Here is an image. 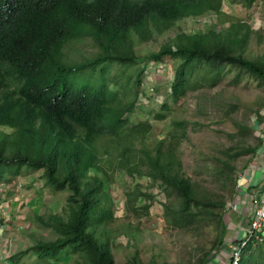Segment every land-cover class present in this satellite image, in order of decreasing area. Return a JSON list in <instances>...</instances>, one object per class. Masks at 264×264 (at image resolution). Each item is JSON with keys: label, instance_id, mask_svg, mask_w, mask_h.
<instances>
[{"label": "trees", "instance_id": "1", "mask_svg": "<svg viewBox=\"0 0 264 264\" xmlns=\"http://www.w3.org/2000/svg\"><path fill=\"white\" fill-rule=\"evenodd\" d=\"M221 3L0 0V181L40 170L45 186L67 191L63 214L40 218L54 238L10 254L7 264H17L27 254L38 264H55L63 254L74 255L73 264H113L103 227L113 220L115 203L94 145L102 136L107 154L120 150L118 167L128 174H142L138 168L145 167L144 175L176 198V207L164 210L171 226L214 231L212 246L190 264L208 263L224 236L225 215L221 209L212 210L221 208V201L196 197L192 182L178 171V156L177 171L173 169L188 121H172L171 129L151 148L135 150L128 141H144L149 132L145 120L130 123L143 94L146 66L134 46L182 18L217 12ZM249 29L244 21H232L218 30L213 24L196 32L177 31L144 60L173 62L165 95L173 102L188 90L211 88L226 78L228 84L245 80L262 86L264 63L242 53ZM83 41L90 43L92 53L75 52ZM159 107L166 109V102ZM163 117L160 111L153 113L155 120ZM237 127L240 136L250 135L247 126ZM259 144L246 145L230 157L253 155ZM220 164L216 174L234 186L232 167L225 161ZM136 197L133 193L125 199L132 211ZM236 264H264V239L248 241Z\"/></svg>", "mask_w": 264, "mask_h": 264}, {"label": "rangeland", "instance_id": "2", "mask_svg": "<svg viewBox=\"0 0 264 264\" xmlns=\"http://www.w3.org/2000/svg\"><path fill=\"white\" fill-rule=\"evenodd\" d=\"M244 21L249 25L243 56L264 63V0H222L217 12H207L198 16H188L176 21L167 30L153 34L152 38L137 43L135 53L146 63L143 76V94L138 97L130 123L146 121L149 132L144 141H133L132 148H151L171 129V122L187 120L185 137L176 147L173 169L192 182L194 194L198 199L212 202L221 201L220 209L227 214L232 208L231 189L236 187V179L248 165L253 155L245 154L231 158L230 155L246 145L253 146L258 137L254 135L253 125L258 113L264 110V85L242 80L233 85L227 78L211 88L188 90L173 102L168 93L173 62L164 59L160 62L144 60L145 56L172 37L177 31L196 32L215 24V29L227 27L230 22ZM76 46V45H75ZM74 46V47H75ZM73 50V49H72ZM83 55L93 52L88 41L78 44L77 50ZM166 102V109L159 107ZM160 111L164 117L153 119V113ZM249 128L250 135L242 137L237 133V125ZM107 142L105 138L97 140ZM96 142L100 164L106 174V182L114 200V218L103 227L113 264H190L212 246L214 231L177 229L169 224V216L164 215L165 206L176 207V198L165 194V187L153 183L144 175L145 167H139L142 174L133 170L130 174L117 166L118 149L107 155L104 145ZM178 154V155H177ZM125 158V157H124ZM231 167L228 181L216 174L220 162ZM215 171V172H214ZM40 170L29 171L0 182V264H7L6 257L22 250L35 241L54 238L48 227L40 223V218L52 212L62 213L66 190L53 191L43 184ZM137 193L133 208H127L125 199ZM149 194L147 198L142 194ZM147 204L146 210L142 206ZM74 255H62L55 264H73ZM38 264L33 255L22 256L17 264Z\"/></svg>", "mask_w": 264, "mask_h": 264}, {"label": "crops", "instance_id": "3", "mask_svg": "<svg viewBox=\"0 0 264 264\" xmlns=\"http://www.w3.org/2000/svg\"><path fill=\"white\" fill-rule=\"evenodd\" d=\"M253 130L260 142L248 165L236 179L232 197V208L224 214L225 232L221 243L211 252L207 264H224L228 254V243L240 237L246 226L251 197L264 185V110L258 113Z\"/></svg>", "mask_w": 264, "mask_h": 264}, {"label": "built area", "instance_id": "4", "mask_svg": "<svg viewBox=\"0 0 264 264\" xmlns=\"http://www.w3.org/2000/svg\"><path fill=\"white\" fill-rule=\"evenodd\" d=\"M246 223L243 234L228 243L224 264H236L241 248L251 239L253 242L264 239V185L251 197Z\"/></svg>", "mask_w": 264, "mask_h": 264}, {"label": "clouds", "instance_id": "5", "mask_svg": "<svg viewBox=\"0 0 264 264\" xmlns=\"http://www.w3.org/2000/svg\"><path fill=\"white\" fill-rule=\"evenodd\" d=\"M102 138H105V137L102 136V137L97 138V139H96V142H99V141H97V140L102 139ZM96 142H95V144H94V145H95V148H96ZM99 144L104 145V149H103V151H104L105 154H107V153L105 152V151L108 149L106 143H105V142H99ZM96 152H97V155H98L97 148H96ZM109 154H110V153H109ZM109 154H107V155H109ZM1 182H2V181H1Z\"/></svg>", "mask_w": 264, "mask_h": 264}]
</instances>
